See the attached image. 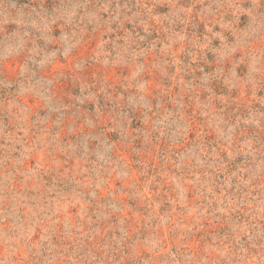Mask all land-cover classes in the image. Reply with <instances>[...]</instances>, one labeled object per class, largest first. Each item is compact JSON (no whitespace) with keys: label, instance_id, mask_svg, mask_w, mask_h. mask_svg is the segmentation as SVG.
<instances>
[{"label":"rangeland","instance_id":"1","mask_svg":"<svg viewBox=\"0 0 264 264\" xmlns=\"http://www.w3.org/2000/svg\"><path fill=\"white\" fill-rule=\"evenodd\" d=\"M0 264H264V0H0Z\"/></svg>","mask_w":264,"mask_h":264}]
</instances>
